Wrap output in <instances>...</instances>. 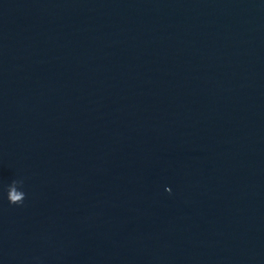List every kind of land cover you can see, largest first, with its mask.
<instances>
[{
  "label": "water",
  "instance_id": "water-1",
  "mask_svg": "<svg viewBox=\"0 0 264 264\" xmlns=\"http://www.w3.org/2000/svg\"><path fill=\"white\" fill-rule=\"evenodd\" d=\"M0 264H264V0H0Z\"/></svg>",
  "mask_w": 264,
  "mask_h": 264
},
{
  "label": "clouds",
  "instance_id": "clouds-1",
  "mask_svg": "<svg viewBox=\"0 0 264 264\" xmlns=\"http://www.w3.org/2000/svg\"><path fill=\"white\" fill-rule=\"evenodd\" d=\"M23 180H13L7 188V200L11 205H22L26 199L23 188Z\"/></svg>",
  "mask_w": 264,
  "mask_h": 264
}]
</instances>
